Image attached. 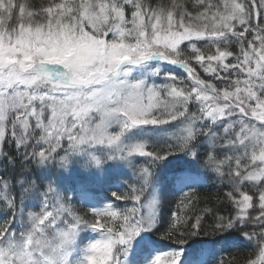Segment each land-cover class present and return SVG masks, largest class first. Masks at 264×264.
<instances>
[{"label":"snow or ice","instance_id":"obj_1","mask_svg":"<svg viewBox=\"0 0 264 264\" xmlns=\"http://www.w3.org/2000/svg\"><path fill=\"white\" fill-rule=\"evenodd\" d=\"M241 245L264 264V0H0V264Z\"/></svg>","mask_w":264,"mask_h":264},{"label":"trees","instance_id":"obj_2","mask_svg":"<svg viewBox=\"0 0 264 264\" xmlns=\"http://www.w3.org/2000/svg\"><path fill=\"white\" fill-rule=\"evenodd\" d=\"M216 188L212 186L211 182H209L204 188L200 190L201 197L205 196H214L216 194ZM176 199L175 195H169L166 197V202L164 205V212L165 215H167L169 209L172 207V204H174ZM168 201H171L172 203H169ZM203 239H211V237H202ZM250 249L245 246L241 245L239 247H230L227 249V251L223 254L226 264L228 261H231L232 264H244L245 260L248 257Z\"/></svg>","mask_w":264,"mask_h":264}]
</instances>
